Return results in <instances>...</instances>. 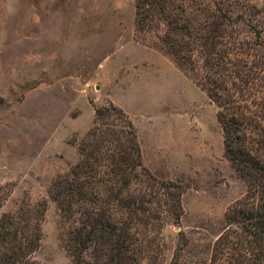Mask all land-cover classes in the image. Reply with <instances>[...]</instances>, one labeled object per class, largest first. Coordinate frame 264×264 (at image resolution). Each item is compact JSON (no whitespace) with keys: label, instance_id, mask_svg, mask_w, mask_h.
<instances>
[{"label":"rangeland","instance_id":"1","mask_svg":"<svg viewBox=\"0 0 264 264\" xmlns=\"http://www.w3.org/2000/svg\"><path fill=\"white\" fill-rule=\"evenodd\" d=\"M136 1L0 0V219L46 203L28 264H72L69 234L79 222L63 216L50 189L109 103L134 121L147 170L183 192L179 220L135 224L139 264H211L225 213L247 192L225 155L215 102L138 33ZM237 1L220 7L264 37V0ZM148 205L157 215V201Z\"/></svg>","mask_w":264,"mask_h":264},{"label":"trees","instance_id":"2","mask_svg":"<svg viewBox=\"0 0 264 264\" xmlns=\"http://www.w3.org/2000/svg\"><path fill=\"white\" fill-rule=\"evenodd\" d=\"M228 1L137 0L136 24L215 102L225 155L247 184L225 213L211 264H264V37L239 22L242 15L222 10V2L238 4ZM79 154L50 189L63 216L79 222L69 234L72 264H139L135 224L161 216L179 220L183 192L171 189L180 186L147 170L137 127L114 103L96 109ZM155 200L157 215L148 205ZM45 209L43 201L3 215L0 264L30 263L41 246Z\"/></svg>","mask_w":264,"mask_h":264}]
</instances>
